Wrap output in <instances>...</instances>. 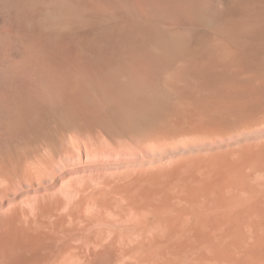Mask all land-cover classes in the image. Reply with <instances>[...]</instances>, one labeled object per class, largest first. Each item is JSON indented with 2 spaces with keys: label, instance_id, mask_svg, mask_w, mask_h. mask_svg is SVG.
I'll return each instance as SVG.
<instances>
[{
  "label": "bare ground",
  "instance_id": "6f19581e",
  "mask_svg": "<svg viewBox=\"0 0 264 264\" xmlns=\"http://www.w3.org/2000/svg\"><path fill=\"white\" fill-rule=\"evenodd\" d=\"M201 1L0 0V264H126L156 242L183 247L195 193L248 168L250 191L217 194L227 208L212 197L211 234L250 224L241 248L225 227L246 256L225 250L264 264V0H231L210 37H167L160 22L194 25ZM173 166L199 188L184 205L155 187L183 174Z\"/></svg>",
  "mask_w": 264,
  "mask_h": 264
},
{
  "label": "rangeland",
  "instance_id": "374dc122",
  "mask_svg": "<svg viewBox=\"0 0 264 264\" xmlns=\"http://www.w3.org/2000/svg\"><path fill=\"white\" fill-rule=\"evenodd\" d=\"M200 1H201V0H200ZM203 1H204V2H203ZM203 1H201V2H203V3L201 4V7H202V8H199L198 13H197V15H199V17H200V21L195 22V23H194L195 26H194V25H188V24L185 25V23H184V21H183V16H182V15H178V14H175V15H173V16L170 15V16H168V17L171 18V19H170V18L168 19L169 21L166 20V21H167V22H166L165 19H164L162 23L160 22V24H162V25H164V26H165L166 24L169 25L170 23H172V24H170V25H173V28H172V27H171V28H167L166 26H168V25L165 26L166 29H164V31L167 32L165 35H166L167 37H168V35H169L170 38H173V39H174V38H179L180 36H181V37H188V38L190 37L189 39H193L194 37H198V38H199V35L202 36L203 38H204V37H210V35H213L212 33L217 29V27H219V26L221 25L222 22L220 23V21L225 22L224 19H223V17H226V10H227V8L229 7V4H230L231 0H211V1H210V0H203ZM54 6L58 8V5H54ZM52 7H53V6H51V7L49 6V7L47 8L48 10L46 9L47 12H46V11H45V12L48 13V12H50V11H53V12H56L58 15L61 14V13L63 12V11H61L62 9H61L60 6H59L58 9H57V8H52ZM206 7H207V8H206ZM208 7H209V8H208ZM205 12H206V13H205ZM57 14H56V15H57ZM220 14H221V15H220ZM44 15H45V13H44ZM58 15H57V16H58ZM206 15H207V16H206ZM213 15H214V16H213ZM176 16H178V17H176ZM218 16H219V17H218ZM221 16H222V17H221ZM174 18H175L176 20H175ZM178 18H179V19H178ZM180 18H181V19H180ZM215 18H216V19H215ZM205 19H206V20H205ZM213 19H214V20H213ZM222 19H223V20H222ZM171 20H172V21H171ZM181 20H182L183 22H182ZM225 20H226V18H225ZM170 21H171V22H170ZM174 22H176V23H174ZM157 23H158V22H157ZM158 24H159V23H158ZM160 24H159V26H160ZM182 24H183V25H182ZM215 24H216V25H215ZM218 24H219V25H218ZM222 24H223V23H222ZM160 28H161V30H163L162 28H164V27L160 26ZM196 28H197V29H196ZM206 28H207V29H206ZM173 29H174L175 31H174ZM189 32H191V33H189ZM184 34H185V35H184ZM187 34H188V35H187ZM189 34H190V35H189ZM209 34H210V35H209ZM199 39H200V38H199ZM193 153H195V152H193ZM192 155H194V154H192ZM174 167H175V166H173V167H169V168L175 170ZM240 168H241V167H240ZM171 169H170L169 172L166 173L168 176H170L171 173H172L173 175H175V174H176V171H178V170H182V171H183V174H180L181 176L179 175L178 172H177V174H178L180 177H182V178H181V179H182V185H184V184H185V185H188V186H187L188 189H189V186H190L189 193H188V190H187V189H184V188H185V185L183 186V187H184V188H183L180 182H179L180 184H178V181L181 180V179L178 177L179 179H178V181H177L176 178H177L178 175L176 174L177 176H173V177H176V178H172V175H171V178L167 176L168 178H170V180H168V179H161V180H157V181H155V184H156L155 187H157L156 189L159 190L158 192H160V193H159V196L161 195L160 197H162L161 200L163 199L164 196H165V198H166V196H168V195H170V196L174 195L175 197H177V200H178V198H179V197H178L179 195L182 196V197L184 196L183 198L180 197L179 199H180V201H181L182 199L185 200V197H186V196L188 197V195L190 194V190H191V192H193V193H191V194L194 195V192L197 191V189H199L197 186H194V187L192 186V188H191V184H192V182H193V178H195L192 174H193V171H195V174H196V170L193 169L191 173L189 172V174L192 175L193 178H192V176H189V175H188V176H186V178H188L187 181H186L185 178H183V176H184V175H187V174H185V172H186V171H187V172H188V171H191V169H188L187 167H184V168H177V169L174 171L175 174L173 173V171H171ZM186 169H187V170H186ZM241 169H242V168H241ZM168 170H169V169H168ZM184 170H186V171L184 172ZM247 170H248V171H247ZM243 171H244V172H243ZM170 172H171V173H170ZM179 172H181V171H179ZM168 173H170V174H168ZM197 174H198V173H197ZM182 175H183V176H182ZM252 176H253V170H252V168H251V169H249V168H248V169H242V170L237 169V171H235L231 177H227V180H229V181H227V183H226L227 185H226V184L224 185V186H225L224 188H227V189L224 190L223 187L221 186L222 190H221V189H220V190H221L222 192H221L220 190H216L215 186H214V187H211V186H210V188H209V186H207V187H206V191H205V189H204V187H203V190H204V191L202 192V196L200 195L201 198H200V196H199L198 200H197V197H198V196H196V195H199L200 193H199L198 191H197V193H199V194L195 193L196 195L193 196V197H194V202H193V203H194V204L197 203V204H195V205H196V206H201V208H203V209L199 208V209H196V211H195L194 209L191 210V214L194 215V212L197 213V214L195 213L194 216L191 215V214L189 213V217H188V218H189V221L191 222V225H193L192 228L190 229V231H191L192 229H193V230L195 229V230H194V233L196 234V236H197V234H198V236H197L198 238H200L202 235H203V236L205 235V233L203 234V232H206V231H207V232H206V235H207V233L209 232L208 236H204V237L202 236V237H203V238H202V239H203V242H201V241L199 242L200 239L197 240L198 238H195V235H193V230H192V231H191V233H192V234H191V237H192V238H191V237H190V238H191V240H193V242L190 240V238H188L189 241L187 242V245H184V246L186 247V249L184 248V246L182 247L183 243H184L185 241H187L186 239L184 240V242H183V239H182V240L180 239V242H179V240H177L175 243H172V241H170V242L174 245V247H172V250H170V251H173L172 253H173L174 255H172V254L169 252V249H170V247H171V243L167 242V243H169V245H168V244H166V243H164V242H163V243L161 242V243H162V246H161V245L159 246L160 242H156L155 244L151 242V243H148L149 246H147V245L145 244V248H147V247L149 248V247L151 246V244H154V245H152L154 248H153V247H150V249L147 250L148 253H147V251H144V253H142V255L139 254V255H137V256H129V257L126 259L125 263H126V264H127V263H128V264H148V262L150 263V261H151L152 264H156L155 261H156L157 258H159V260H158L157 262H158V263H159V262L161 263L162 261L164 262V260L170 258V257H168V256H173L174 259L176 258V260H175L176 263H174V264H185L186 261H187V263L189 264V263H190V261H189L190 259H191V264H204L205 262H207V261H204V263H202V260H204V259H206V260L209 259L210 262L208 261V262H207L208 264H214V263L217 264V262L220 260V257H221V256H222V257L225 256L226 258H225V257H224V258L221 257V261H222V260L225 261V262H226V263L224 262L225 264H227V263H228V264H229V263H230V264H240V263H241V264H243V263H245V264H248V263H249V264H253V261L250 260V258H251V255H250V254H249V257H250V258L245 257L247 260L245 259L246 261L244 260V262L241 261V259L244 258V256H246V254H245V252H242V251H243V250H242L243 248H242L241 250H240V249H236L237 246L239 245V243H240V245L238 246V248H239V247L241 248V244H242L241 242H243V241H242V240H243L242 238L245 237L244 234L247 235L248 232H250V230L252 229V227L250 226V224H249V225L247 224V227L249 226L251 229L248 227V229H249V230H247L248 232H246L244 229H243V230H244L245 232H242L241 230H242V228H245L246 223H244L245 225L243 224V226H242V224H241V226H242V228H241V227L239 226L240 223H238V221H237V222H233L234 225H236V226L238 225V226H239V227H237V228H239L238 230L241 231V234H242V236H243V237H242V236H240L241 234H240V235L237 234L238 238H239V236H240V238H239V240L236 239L237 241L235 240L234 242H236V243H238V241H241V242H239V243L237 244V246H235V247H236V248H235V247H233L234 244H235V243H233V241H232L233 239L229 240L230 238H229V239L227 238L228 241H226L227 239H226V235H225L227 232H228L229 234H230V233L232 234V232H229L228 230H225V227L227 228L228 226L231 227V229L233 230V232L236 231L237 233H240V232H238L237 228H236L235 230L233 229V225L231 226V224H232L231 222H230V223H231L230 225H228V226H224V223H225V225H227L229 222L226 223V222L224 221V223L222 222L223 224H221V223H220L221 221H220V222H219V223H220V226H219V223L217 224L220 230H216V229H215L216 231H218V232L215 231V232H216V233H215L216 235H219V236H220L219 233L223 234V232H224V236H225L224 240L226 239L225 241L222 240V236H223V235L220 236L221 238L217 239L219 236L217 237L216 235L213 236V235H212L213 233L211 234V232H214V230L211 231V228H215V226H214L213 224H215V221H216L217 219L215 220L214 217L217 218V217H216L217 215L213 216L215 213L213 212V210H212L211 207H210V201L213 200L212 197H213V196L217 197V194H218L219 197H220L221 195L224 196V198H223V196H221L222 201H223L225 198L229 199V198L231 197V194H232V193H231V192H232L231 190H233V193H234V194H236L237 192H245V191L247 192V191H250V187H251V185H252V181H251V180H252ZM167 177H166V178H167ZM173 179H176V180L173 181ZM183 179L185 180V182L190 181V183L188 182L190 185H189L188 183H185V182L183 181ZM176 181H177V182H176ZM230 181H231V182H230ZM240 181H241V182H240ZM246 181H247V182H246ZM161 182H162V183H161ZM170 182H171V184H170ZM183 182H184V184H183ZM221 182H222L221 184L223 185V182H224V181L222 180ZM229 182H230V184H229L230 186L228 187V183H229ZM160 183H161L162 186L160 185ZM164 183L167 184V185L169 186V189H167L168 186H167V188H166V185H165ZM224 183H225V182H224ZM239 183H240V184H239ZM243 183H244V184H243ZM246 183H247V186H248V187L244 188V185H246ZM250 183H251V184H250ZM163 184H164V185H163ZM172 184H173V185L175 184V185L173 186ZM221 184H219V185H221ZM249 184H250V185H249ZM176 185H177V186H178V185H181V186H179V187H182L181 189H183V191H181V189H180V191H179V190L177 191L176 188H175V189H176V191H175V189H173V188H174ZM219 185H218V187H219ZM231 185H233V188H231V187H232ZM159 186H160V187H159ZM172 186H173V187H172ZM177 186H176V187H177ZM218 187H217V188H218ZM160 188H161V189H164V190L162 191ZM193 188H195V189L193 190ZM214 188H215V189H214ZM230 188H231V189H230ZM208 189H209V190H208ZM211 189H212V190H211ZM239 189H241V190H239ZM244 189H245V190H244ZM170 190H171L172 192H170ZM186 190H187V191H186ZM214 190H215V191H214ZM226 190H228L230 193H228V191L226 192ZM164 191H165V192H164ZM184 191H185V193H184ZM210 191H211V192H210ZM218 191H220V192H218ZM223 191L226 192L227 194H229V197H228V195H226V194H225L226 196H225L224 194H222ZM162 192H164V193H163L164 196L162 195ZM174 192H175V194H173ZM177 192H178V193L181 192V193H184V194L181 195V193H180V194L178 195V194H176ZM207 192H208V193H207ZM215 192H216V193H215ZM167 193H168V194H167ZM169 193H170V194H169ZM171 193H172V194H171ZM213 193H215L216 195L213 194ZM219 193H221V195H219ZM191 194L189 195L190 197H191ZM210 194H212V195H210ZM209 195H210L211 197H210ZM174 196H173V198H174ZM206 196H207V197H206ZM208 196H209V197H208ZM215 197H214V198H215ZM165 198H164V200H165ZM208 198H209V199H208ZM190 199H191V198H190ZM217 199H218V197H217ZM217 199H216V200L214 199V200H215L214 203H213V201L211 202L212 205L216 203ZM219 199H220V198H219ZM219 199H218V201H217V204H218L217 206L223 205V203H224V202L220 201L221 199H220V200H219ZM227 199H225L226 202L228 201ZM164 200H163V202H164ZM192 200H193V199H192ZM192 200H190V205H191V203H192V202H191ZM204 200H206L207 203H206V201H204ZM225 200H224V201H225ZM174 201H176V200H174ZM178 201H179V200H178ZM180 201H179V202H180ZM196 201H197V202H196ZM161 202H162V201H161ZM163 202H162V203H163ZM181 202H183V200H182ZM198 202H199L201 205H199ZM226 202H225V203H226ZM193 203H192V205H194ZM219 203H220V205H219ZM225 203H224L223 207L221 206V208L226 207V206H225ZM182 204L184 205V204H185V201H184ZM195 205L192 206V207L195 208ZM208 205H209V206H208ZM188 207H190V206H188ZM217 208L220 209L219 207H217ZM226 208H227V207H226ZM191 209H192V208H191ZM205 209H206L207 213L210 215V217H209L208 219H206L207 217H204L206 220H205V219H202L203 217H201V216L206 212V211H204ZM207 209H208L209 211H208ZM193 211H194V212H193ZM192 212H193V213H192ZM175 215H176L175 217H176V220H177V213H175ZM180 215H181V213H178V216H179V217H180ZM220 215H222V214H220ZM190 216H192V217L190 218ZM211 216H212V217H211ZM186 217H187V215H186ZM193 217H195V218H193ZM218 217H219V215H218ZM221 217H222V216H221ZM181 218H182V217H181ZM188 218H187V219H188ZM210 218H212V219L214 220V222H212V220H210ZM219 218H220V217H219ZM190 219H191L192 221H191ZM193 219H194V220H193ZM222 219H223V217H222ZM222 219H220V220H222ZM174 220H175V219L170 220L171 225H172V222H174ZM176 220H175V221H176ZM178 220H180L179 222L183 223V226L180 227V228H184V230H186V229H188V228L191 227V226H190V223H189L188 220L184 219V221H183V220H181L180 218H178ZM178 220H177V221H178ZM199 220H201V221L203 220L202 222H204V221H206V222L200 224L201 221H200V223H199V222H198ZM182 221H183V222H182ZM186 221H188V223H187ZM193 221H195V222H194L195 225L192 224ZM208 221H209V222H208ZM218 221H219V219L217 220V222H218ZM179 222H177V223H179ZM174 223L176 224V222H174ZM196 223H199L200 228H203V230L201 229V231H200V228H199V230L197 229V231H200V233H199V232H198V233L195 232V231H196V226L198 227V224H196ZM212 223H213V224H212ZM235 223H236V224H235ZM237 223H238V224H237ZM179 224H180V223H179ZM207 224H208V225H207ZM209 224L212 225V226H210ZM173 225H174V224H173ZM181 225H182V224H180V226H181ZM204 225L209 226V227H208L209 229H207L206 226H205V227H206V228H205ZM217 225H216V226H217ZM221 225H222V226H221ZM186 226H187V227L189 226V227L187 228ZM213 226H214V227H213ZM223 226H224V227H223ZM236 226H234V228H235ZM177 227H179V226H175V229H176ZM185 227H186V228H185ZM193 227H194V228H193ZM218 227H217V228H218ZM221 227L224 228V230H222V232H221V229H222ZM173 228H174V227H173ZM180 228H177V229H179L177 233H182V231L180 232V230H182V229H180ZM204 228H205L206 230H204ZM253 228H254V227H253ZM177 229H176V231H177ZM227 229H230V228H227ZM245 229H246V228H245ZM252 230H253V229H252ZM252 230H251V232L249 233L250 235H251V234L254 235V233H253L254 230H253V231H252ZM187 231H189V229H188ZM183 232H184V231H183ZM201 232H202V233H201ZM236 232L234 233V235L232 234L233 237H236V236H235ZM228 233H227V236H228ZM243 233H244V234H243ZM199 234H200V236H199ZM201 234H202V235H201ZM231 234H230V235H231ZM210 235H212V238L215 237V239L210 240L211 238H208ZM251 236H252V235H251ZM251 236L248 235L247 238L245 237L246 240H247L249 237H251ZM193 237L195 238V240H194ZM210 237H211V236H210ZM229 237H230V236H229ZM231 238H232V237H231ZM245 238H244V239H245ZM208 239H209V240H208ZM220 239H221V241H220ZM240 239H242V240H240ZM251 239H252V243H253V240H254V239H253V238H251ZM196 240H197V241H196ZM218 240H219V241H218ZM246 240H245V241H246ZM174 241H175V240H174ZM174 241H173V242H174ZM181 241H182V245H181ZM207 241H209V242H207ZM220 242H221V243H220ZM249 242L251 243V240H250V239H249V241L244 242V244H245V243H246V244H245V246H242V247H244V248L247 247V246H248L247 243H249ZM158 243H159V244H158ZM179 243H180L181 246L178 245ZM252 243H251V244H252ZM165 244L168 245V247H167ZM211 244H212V245H211ZM193 245H194V246H193ZM221 245H223V246L225 247V248L222 247V249H224V250L233 247V248H235V249L237 250V252H240V251H241V252H242L243 254H245V255H243L242 258H239V259H238L239 256H238V254H236L237 252H234V251H232L233 249H230V250H231L230 252H233V255H232V254H229L230 257H229V256H226V255H228V254H226V253H230V252H227L228 250H225L226 253H225L224 250H223V252H224L226 255H225L224 253L217 252V251H219V249L222 251V249L219 248ZM232 245H233V246H232ZM246 245H247V246H246ZM156 246H157L158 248L163 247V246H164V247H163V248H160V249L158 250ZM249 247H252V245H251V246H248V249H250ZM145 248H144V249H145ZM192 248H194V249L192 250ZM218 248H219V249H218ZM164 249L167 250L168 256H166L167 254L165 255V253H163L162 250H164ZM178 249H179V250H178ZM248 249H246V250H248ZM145 250H146V249H145ZM150 250H152V251H150ZM156 250H157L158 252H161V251H162L160 254L163 253V254L166 256V258H165L164 256H163V257H164L165 259H163V257L160 258V257H159L160 254H158ZM177 250H178V253H179V255H178L179 257H178L177 255H175V253L177 252ZM181 250H182L183 252H182ZM236 250H235V251H236ZM238 250H239V251H238ZM246 250L244 249V251H246ZM250 251H251V250H250ZM152 252H153V254L150 255ZM247 252H249V250H248ZM191 253H192V254H191ZM214 253H215V254H214ZM217 253H218V254L220 253L219 255H221V256L219 257V255H218ZM242 253H241V254H242ZM249 253H250V252H249ZM143 254H145V255H143ZM154 254H156V256H153ZM163 254H162V255H163ZM170 254H171V255H170ZM189 254H191L190 259H188L189 257L187 256V255H189ZM222 254H223V255H222ZM234 254L237 256L236 258L238 259V260H236V262H235V259H236V258H235V256H234ZM241 254H240V257H241ZM140 255H141V256H140ZM162 255H161V256H162ZM181 255H182V256H181ZM231 255H232V257H231ZM145 256H146V257H145ZM180 256H181V257H180ZM185 256H187V257H185ZM247 256H248V255H247ZM131 257H132V260L130 259ZM141 257L144 258V261L141 260ZM154 257H155V258H154ZM167 257H168V258H167ZM184 257H185L186 259H184ZM217 257H218V258H217ZM228 257H229L230 259H227ZM143 258H142V259H143ZM151 258H152V260H151ZM173 258H171V262H173V261H172ZM145 259H146V260H145ZM160 259H162V260H160ZM149 260H150V261H149ZM169 260H170V259H169ZM169 260H166V261H165L166 263H161V264H168L167 261H169ZM182 260H183V261H182ZM213 260H214L215 262H214ZM231 260H232V261H231ZM249 260H250L251 262H250ZM230 261H231V262H230ZM238 261H240V262H238ZM247 261H249V262H247ZM171 262L169 261V263H171ZM183 262H184V263H183ZM158 263H157V264H158ZM187 263H186V264H187ZM219 263H220V262H219ZM219 263H218V264H219ZM171 264H172V263H171ZM205 264H206V263H205ZM221 264H223V263H221Z\"/></svg>",
  "mask_w": 264,
  "mask_h": 264
}]
</instances>
